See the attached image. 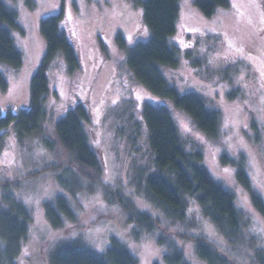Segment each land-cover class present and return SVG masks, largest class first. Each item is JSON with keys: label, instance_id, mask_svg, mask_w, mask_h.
I'll return each mask as SVG.
<instances>
[{"label": "rangeland", "instance_id": "374dc122", "mask_svg": "<svg viewBox=\"0 0 264 264\" xmlns=\"http://www.w3.org/2000/svg\"><path fill=\"white\" fill-rule=\"evenodd\" d=\"M65 1L74 14L84 63L80 94L86 99L89 95L97 117L106 167L102 175L80 169L47 126L23 139L13 129L5 136L0 153V207L10 209L12 200L26 206L33 217L23 264H48L54 251L71 243L105 254L114 239L139 264H167L163 256L168 248L160 244L162 238L181 249L190 264H209L192 240L198 237L213 243L236 264H251L260 247L264 250V217L239 183L237 168L224 164L222 157L228 156L235 164L243 158L254 187L264 198V0H230L229 7L218 9L212 17L200 12L195 0H181L178 32L173 38L179 64L163 67V73L182 94L197 93L208 108L220 114L218 138L204 134L171 101L155 97L129 69L126 50L119 47L117 37H124L128 49L150 37L135 0ZM63 2L36 0L32 11L25 0H4L19 16L24 34L12 30V35L25 64L20 69L1 67L9 81L7 91H0L3 112L30 107L32 80L45 50L39 25L56 16ZM49 77L56 93L53 110L60 114L71 87L63 59L52 67ZM149 102L170 108L185 150L201 151L206 168L236 195L251 235L245 230L232 246L194 200L187 220L176 222L148 196L143 176L153 169V155L142 106ZM61 198L68 201L76 219L62 215L63 227L56 228L47 211L49 206L58 209ZM139 212L160 220L163 229L150 232L137 227L131 216Z\"/></svg>", "mask_w": 264, "mask_h": 264}, {"label": "trees", "instance_id": "16d2710c", "mask_svg": "<svg viewBox=\"0 0 264 264\" xmlns=\"http://www.w3.org/2000/svg\"><path fill=\"white\" fill-rule=\"evenodd\" d=\"M25 2L32 11L36 10V0ZM135 2L141 7V23L149 29L150 37L131 49L127 48V42L122 35L117 37L119 47L126 50L129 69L136 80L155 97L161 101H171L204 134L218 138L220 114L208 108L197 93L182 94L168 82L163 73V67H177L179 64V51L173 45V38L178 32L181 0ZM194 5L205 16L212 17L218 9L229 7L230 0H195ZM73 17V11L67 8L64 0L56 16L40 22L39 33L45 50L42 65L32 80L30 107L16 113L9 110L3 112L0 109V153L5 136L11 129L18 138L23 139L47 126L72 153L74 162L80 169H89L102 175L106 165L98 141L97 117L90 106L89 95L86 99L80 94L85 71ZM12 30L24 34L18 14L4 0H0V91L3 92L7 91L9 81L1 67L4 65L20 69L25 64V57L12 35ZM60 59L67 66L71 87L65 107L58 114L53 110L56 93L52 90L49 73ZM142 116L153 155V169L143 176L145 192L165 211L169 220L176 222L187 220L188 208L194 200L203 215L218 227L233 246L236 240L242 238L244 231L248 232L249 229L236 195L228 191L206 168L201 151L190 153L185 150L176 121L166 104L145 103L142 106ZM222 162L237 168L239 183L249 192L253 206L264 217V198L254 187L245 160L240 158L235 164L224 155ZM62 215L72 221L76 219L65 198L59 200L58 209L49 206L47 211L49 221L56 228L63 227ZM32 218L26 206L12 200L10 209L0 207V264L24 263ZM159 221L143 212H139L137 217L131 216V222L150 232L163 229ZM192 240L196 243L199 256L207 263L236 264L229 255L208 240L201 237ZM159 242L168 248L163 256L167 264H190L181 249L170 245L164 238ZM255 242L253 240L252 243ZM48 264H139V261L124 244L114 239L105 254H99L76 243L65 244L52 253ZM251 264H264V250L261 247L255 253Z\"/></svg>", "mask_w": 264, "mask_h": 264}, {"label": "snow or ice", "instance_id": "6c2138e0", "mask_svg": "<svg viewBox=\"0 0 264 264\" xmlns=\"http://www.w3.org/2000/svg\"><path fill=\"white\" fill-rule=\"evenodd\" d=\"M137 98H139V96Z\"/></svg>", "mask_w": 264, "mask_h": 264}]
</instances>
